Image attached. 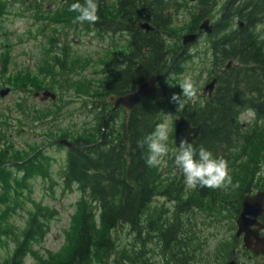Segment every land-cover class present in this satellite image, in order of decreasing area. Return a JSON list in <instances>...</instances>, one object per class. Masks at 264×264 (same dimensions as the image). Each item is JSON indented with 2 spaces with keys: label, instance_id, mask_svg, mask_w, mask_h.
Masks as SVG:
<instances>
[{
  "label": "trees",
  "instance_id": "16d2710c",
  "mask_svg": "<svg viewBox=\"0 0 264 264\" xmlns=\"http://www.w3.org/2000/svg\"><path fill=\"white\" fill-rule=\"evenodd\" d=\"M179 2L119 0L112 4L109 0H94L95 20H79L80 8L86 6V0H65L55 12L45 9L44 0H0V17L17 6L22 15L61 26L69 25L75 36L88 33L101 43L111 38H128L130 53L127 56L128 66L124 71L117 72L118 75L109 78L101 76V81L87 79L91 82L88 83V87L91 85L88 91L92 92L90 94L86 90L89 102L101 101L89 112L94 116L95 125L81 135L64 131L61 137L77 144V148L68 149L62 176L64 187L66 190L77 188L81 193L72 226L65 235L66 244L59 252L49 253L47 258L38 251H31L28 245L39 238L37 230L42 210L38 209L28 221L23 242L13 255L1 259L0 264H25L27 252L34 255L35 264H158L154 262L157 261L156 256L162 264H201V242L192 230L196 212L209 208L211 213L225 215L233 225L232 229L236 230L235 223L241 213L243 199L257 190L251 177L245 181L250 151L254 140L264 144V0H234L227 4L225 10L221 9V25L217 26L216 33L222 34L216 35L211 45L215 56L213 60L219 64V69L229 61H234L237 67L218 75V91L212 100H207L206 104L200 97L195 102L185 100L187 105L179 112V116L185 117L193 127H200L193 147H204L214 156L222 158L227 175L234 180L232 186L226 183L222 190L199 186L187 190L182 174L173 163L174 151L166 158V171L160 172L158 166L149 168L145 165L144 138L163 123L165 113L179 106L171 101L174 92L163 83L161 86L166 97L159 95L147 100L130 114L128 120L125 111L114 112L104 125L110 112L106 106L107 98L127 94L150 76L166 71L173 77L180 76L186 72V65L196 58L187 52L188 48H183L182 36L198 32L200 25L212 18L216 9H220L219 2L199 0L191 8H183ZM184 14L187 23L178 27V18ZM237 21L244 23V28L240 33H229ZM146 22L156 30L147 33L138 28L137 24ZM53 32L44 49L47 59L43 63L46 66L44 69L55 75L50 74L47 78L56 79L59 72H63L64 87L77 88L81 80L77 83L70 80V72L75 73L76 70L68 68L77 61L80 64L81 59L78 60L69 51L71 42L68 34L58 39L60 31ZM7 48L5 46L1 53L5 71L10 55ZM109 53L105 51L95 62L100 67L95 74L105 75L110 69L108 66L115 54ZM119 54L124 56L127 53ZM79 66L81 70L84 67ZM7 80L16 89L25 87L28 92L56 91L55 88L59 87L55 82L45 83V80L36 84L34 79L21 74ZM109 80L116 85L112 89L107 86ZM82 88L83 85L77 89L78 92ZM63 90L60 89V92L63 93ZM18 107L22 118L36 120L45 117L41 110L27 116V110L23 111L21 105ZM248 111H253L256 117L252 124L244 127L239 118ZM24 124L21 121L19 127L23 128ZM36 151L37 148H33L30 154L23 156L14 153L12 148L0 149V190L5 194L1 197H5L4 203L12 198V191L17 196V190L22 187L15 173L22 171L24 181L40 170H43V176L47 174L45 169L49 166L45 167L42 157L40 161L38 157L28 160ZM261 151L255 158L253 156L254 162L261 159ZM12 161L18 162L15 164L17 172L7 168ZM168 199L174 203V210L159 208L156 213L150 212L154 201ZM2 214L0 246L3 232L7 234L5 215ZM120 228L126 230L124 244L118 241L117 230ZM237 246L240 243L233 236V244L221 243L219 254L231 259L233 252L238 250ZM245 254L251 253L245 251ZM260 264H264V260Z\"/></svg>",
  "mask_w": 264,
  "mask_h": 264
},
{
  "label": "rangeland",
  "instance_id": "374dc122",
  "mask_svg": "<svg viewBox=\"0 0 264 264\" xmlns=\"http://www.w3.org/2000/svg\"><path fill=\"white\" fill-rule=\"evenodd\" d=\"M51 1V4L45 3V9L48 12H54L52 11L54 6V10L58 7L60 9L63 0ZM195 1L198 0H194V2ZM226 1L227 0H221L219 2L221 6H219L222 7ZM196 4L197 3H195V5ZM192 5L195 6L194 3ZM214 13V18H210L213 21L212 23L219 20V10L216 9ZM185 17L187 16L184 14L178 18L180 21L178 27L186 25L187 19H185ZM184 19L186 22L183 21ZM0 27V90L5 88L11 89V93L6 98H0V137H2L0 149L12 148L14 153L25 156V153L30 154L33 148H37V151L28 160L33 161L38 157L40 161V157H42L41 160L45 167L49 166V169L47 168L48 170L45 169L48 171L47 174H45L46 176H43V174H41L43 170H40L37 175H33L24 181V173L22 171H16L15 164L18 162L12 161L7 165V168L11 169V171L13 170L14 172L15 170L17 172L15 173V177L20 179L19 183L22 187L17 190V196L14 191H12V198L7 200L8 202L6 203H4L6 201L5 197L1 198L5 195L4 191L0 190V215L4 212L5 225L7 227V234L5 235L3 232L2 236L0 261L1 259L13 255L18 245L23 242V234L28 227V221L31 216L39 211L38 209L42 210V214L39 217L40 228L37 230L39 238L38 241H33V244L28 246L32 252L38 251L39 254L47 258L49 253L59 252L64 244H66L65 235L72 226L73 216L77 211V203L81 198V193L77 188L66 190V187H64L62 176L63 169H65L66 166L65 153L67 156V152L65 148L58 147L54 149L50 146L45 147L44 144L48 143L44 136L42 121L35 123L24 117L22 118L19 113L20 108L18 107V105H21L23 111L27 110V112H33L35 108L42 110L43 107L46 106L42 105L39 99H35L33 93L27 92L25 87H18L16 89L14 85L7 82V79L13 75L21 74L24 77L29 76V78L34 79L33 81L36 84H41L43 80H45V83L55 82L58 84L59 87L55 89L58 92L59 100L57 99V102L60 107L55 108L54 112L51 114L56 117V119H54L55 125L61 126L66 133L69 131L72 133H83V131L95 125L92 114L89 113L90 108H88L87 105L85 106L90 98L89 93H87L90 92L88 88H91V85L88 87V83L91 82H88L87 79L90 80L94 78L96 81L102 80L101 76L103 75L101 73L95 74L97 68H100L98 65H95V62L101 59L105 52V48H109V43L107 41L103 43L98 42L97 39L93 38V36L88 33L84 35L79 33L78 36H75V31L69 30V25H67V27L65 25L61 26L59 24H52L49 21L34 19L28 15H22L18 12L17 6L6 12L4 18L0 17ZM53 30L60 31L58 39L65 38L64 36L68 34V40L71 42L69 51L72 55L76 56L78 60L81 59L80 64L79 61H77L74 66L70 64L68 68L74 67L76 70L75 73H73V71L72 73L70 72V80L73 79L76 83L81 80L77 88H74V86L68 88L64 87L63 72H59L56 79L47 78V76L55 75L53 72L48 73V70L44 69L46 66L43 63L44 60L47 59V55H45L47 52L45 53L44 49L48 45V37L50 34H54ZM206 43L207 39L201 37L197 43L188 48L187 52L191 53L196 58L192 63L187 64L184 74L170 78L171 80L168 81L167 87L169 86V89L174 93L179 94L180 83L185 78H190L197 89V95L202 94V89L209 79L207 73L209 72V66L205 65V63L208 61L207 64H209L210 57L202 53L206 48ZM3 45L4 47H8L7 49L10 53L8 56L9 58H7L8 64L6 65V71L1 61V57L3 56L1 53L4 51ZM117 52L119 53L120 51L117 50ZM79 65L84 66L82 70ZM81 82H84V84ZM82 85L83 88L78 92L77 89ZM62 88L64 89L63 93L60 92ZM91 93L92 92H90V94ZM185 106L186 103H183L164 115L162 125H164L167 132V145L169 148V153L165 157V161L175 149L173 122L179 117V112L185 108ZM51 115L48 117L53 120V116ZM254 120L255 116L251 112L245 113L239 118L240 123L243 125L252 124ZM21 121L25 123L23 128L19 127ZM48 121H50V119ZM50 131L46 134H49ZM42 136L44 138H41ZM258 137L257 135V138ZM260 150H262L260 155V160L262 161L261 166H264V144H261L256 139L250 151L249 169L247 171L248 176H245V181L247 177H251L252 184H257L255 181L257 175L261 178L259 171L262 168H259L260 165L254 162V158L259 155ZM258 163H260V161ZM158 168L160 172H163L166 171L167 166L165 163H162ZM233 182L234 180H231L228 185L232 186L231 183ZM223 188L224 184L216 189L222 190ZM187 190H190V188L187 187ZM258 191L260 190H256L249 195L255 194ZM159 208L172 211L174 210V203L169 199L156 200L153 202L150 212L152 213V211H155L156 213V210L158 211ZM224 216L225 215L219 216L211 213V209L209 208L206 210H199L194 214V225L192 230L201 242V247L199 249L202 257L200 260L201 264H227L230 261L226 256L222 257V255L219 254V250H221L222 242L233 244V236H235L236 230L232 229L233 225L229 221V218ZM117 234L121 240L118 241L124 244L127 240L125 228L118 229ZM237 241L240 243V246H237L238 250H236L235 256L237 264H260L263 262L264 258L258 257L254 259L250 253V255H246L242 248V241ZM158 258L159 256H156L157 261L154 262L162 264V261ZM24 260L25 264L37 263L34 255L30 252H27Z\"/></svg>",
  "mask_w": 264,
  "mask_h": 264
},
{
  "label": "clouds",
  "instance_id": "9594fccd",
  "mask_svg": "<svg viewBox=\"0 0 264 264\" xmlns=\"http://www.w3.org/2000/svg\"><path fill=\"white\" fill-rule=\"evenodd\" d=\"M79 20H95L96 5L94 0H86V6L80 8ZM180 93H173L171 101L181 105L185 100H194L197 89L190 78H185L179 85ZM167 132L164 125H158L153 132L143 140L145 152L143 159L149 168L165 163L169 153ZM173 163L183 176V182L188 188L207 187L219 188L231 182L227 175L225 161L216 157L204 147L194 148L187 139H181L174 149Z\"/></svg>",
  "mask_w": 264,
  "mask_h": 264
},
{
  "label": "water",
  "instance_id": "95a60500",
  "mask_svg": "<svg viewBox=\"0 0 264 264\" xmlns=\"http://www.w3.org/2000/svg\"><path fill=\"white\" fill-rule=\"evenodd\" d=\"M194 1V0H191ZM141 30L146 32H154L155 29L148 23H142L139 25ZM243 24H240V28ZM205 31L211 33L212 26L209 27V21H205L199 29L198 34H189L183 38L184 46L193 44L198 35ZM165 75L152 76L145 82H143L133 93L119 97L116 100L113 98L111 102L115 103V108L123 107L126 111L132 112L135 108L141 106L145 101L159 92L158 83L164 79ZM216 84L214 80L209 84L204 92L213 91ZM10 93V89H6L0 92V97L5 98ZM54 101L56 96L46 91L43 93L42 101L47 100ZM200 127H192L190 122L185 117H179L174 121V138L175 146L178 145L181 139H187L193 144L199 136ZM62 145L72 147L73 145L67 141L61 142ZM264 216V192H258L256 195H248L243 199L241 213L236 220V239L242 238L243 248L250 251L254 256H264V237H261V232L264 231V223L260 220ZM228 264H236V261L232 258Z\"/></svg>",
  "mask_w": 264,
  "mask_h": 264
},
{
  "label": "flooded vegetation",
  "instance_id": "af4514ba",
  "mask_svg": "<svg viewBox=\"0 0 264 264\" xmlns=\"http://www.w3.org/2000/svg\"><path fill=\"white\" fill-rule=\"evenodd\" d=\"M44 1H45L46 4H49V3L51 4L52 3L51 0H44ZM64 1L65 0L62 1V4L64 3ZM109 1H111L112 4H116V3H118L119 0H109ZM180 1H181V2H179L180 6L183 7V8L184 7L188 8L187 6L191 5V4H189L190 0H188L189 3H188L187 0H180ZM220 1L221 0H219V2ZM232 1H234V0H227L225 2V4H224V7L226 8L227 4L232 2ZM54 7L52 8V11L55 12L56 10H58L59 7L56 8L55 10H54ZM212 22L213 21L211 20V25L214 26V28H213L212 32L210 33V35L201 34L200 38L201 37L202 38L205 37L207 39L205 51H206V53L209 56L212 55V58H214L215 56L213 57V48H212L211 45L213 43L214 38H216V35H221L222 33H219V32L216 33L217 26L221 25V20L220 21H216L215 23H212ZM237 26H238V23H237ZM241 31L242 30L237 28L235 26V24H234V26L232 27V31L231 32L226 31V32H229V33L238 32V33H240ZM106 41L109 43V48L110 49L106 47L105 51L108 52V53L109 52H111V53L114 52V54H115V55H113V61H111V63L108 66V67H110V69H107V73L102 76V77L105 76V77L109 78L111 76L118 75L116 73L119 72V71H124V69L128 66L129 61L127 60L128 59L127 56L130 53H128V51H129L128 38H123V37H121V38H111V39H108ZM216 42L218 43V40H216ZM227 45L228 44H223V46H227ZM216 47L219 48V46H216ZM117 50L120 51L119 53L123 52V53H127V54L124 55V56H120V54L117 52ZM110 56H111V54H110ZM209 67H210V73L208 72L209 79H208L207 83L209 84L212 81L217 80V84H218V75L221 74L223 71H229L230 69L237 67V64L234 61H229V62L226 63V66H224V68L219 69L220 66H219L218 63L211 62ZM217 84H216V87L214 88V90L211 92L212 94L210 93L211 95L210 94H206V95L203 94L202 95V103L203 104H206L207 100H212L215 97V95L217 94V91H218ZM107 86L112 89L116 85H114L112 80H109L108 83H107ZM138 86H139V84L136 85L135 90L137 89ZM135 90H133V91L127 93V94L113 95V96H110L109 98H107L108 102L106 103V106H108L110 108V112L107 114L106 120L104 121V125H107L106 124L107 121L112 118V113L117 112V111H125L123 108H119L117 110H114V102H111L110 99L111 98H115L116 99L118 97L126 96V95L134 92ZM42 92L43 91L34 92L33 93V97L39 99V101L41 102L40 96H38V95L42 94ZM10 93H11V91H10ZM93 102L90 104L91 107H96L97 105H100L99 104L100 101L94 100ZM41 103H42V105L46 106V107H43V109H42V112H43L45 117L41 118V119H36V120H33L32 118H30L29 120L34 121L35 123H38L39 121H42L43 130H44V136H45V139H46V141L48 143V144H46V143L45 144L43 143V144L45 145V147L50 146L51 148H54V149L58 148L59 145H60V142L62 140L61 137L63 136L64 129L61 126L59 127L58 125H55V121H54L55 116H53L51 114L54 112L55 108H59L60 105H59L58 102H41ZM38 110L39 109L37 108V109H34L33 112H30V113L27 112L26 114H28L27 116H29V115L35 113ZM249 112H251L255 116V113L253 111H248V112H244V113H249ZM125 113L128 116L127 112H125ZM50 115L53 116V120L48 117ZM92 118H94L93 115H92ZM49 119H50V121H48ZM94 122H95V120H94ZM49 131H50V133L51 132L52 133L51 134L50 133L46 134ZM77 134L80 135V133H77ZM49 135H50V137H49ZM41 138H44V137L42 136ZM75 146H77V144H75ZM259 161H260V163H258ZM259 161L255 162V164H259L260 165L259 168H262L259 171V175H261V178L258 175L256 176V180L255 181L257 182V184H254V186H255V188L257 190H263L264 191V166H261L262 165V163H261L262 161L260 159H259ZM261 236H264V232L261 233Z\"/></svg>",
  "mask_w": 264,
  "mask_h": 264
}]
</instances>
